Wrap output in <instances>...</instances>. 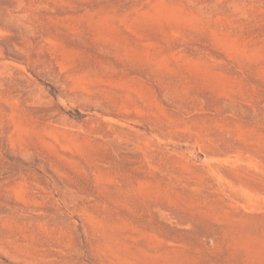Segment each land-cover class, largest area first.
<instances>
[{
    "label": "rangeland",
    "instance_id": "1",
    "mask_svg": "<svg viewBox=\"0 0 264 264\" xmlns=\"http://www.w3.org/2000/svg\"><path fill=\"white\" fill-rule=\"evenodd\" d=\"M0 264H264V0H0Z\"/></svg>",
    "mask_w": 264,
    "mask_h": 264
}]
</instances>
